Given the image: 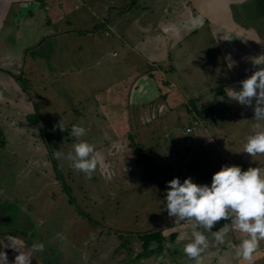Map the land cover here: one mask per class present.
I'll list each match as a JSON object with an SVG mask.
<instances>
[{
	"label": "crops",
	"instance_id": "crops-1",
	"mask_svg": "<svg viewBox=\"0 0 264 264\" xmlns=\"http://www.w3.org/2000/svg\"><path fill=\"white\" fill-rule=\"evenodd\" d=\"M251 4L252 0H0V124L7 127L5 134L14 137L25 133L37 137L38 134L42 153L48 154L43 141L48 139L49 133L46 126L39 123L42 113L38 112L41 105L49 106L47 93L63 90L76 94L78 99L71 108L68 104L64 109L57 105L58 111L61 110L63 116L70 109L68 122L70 120L71 127L76 124L86 128L87 135L81 139L95 145L102 158L92 177H102L107 184L134 180V174L142 173L137 166L140 154L135 151L136 144L139 136L149 130L148 138L167 146L161 153L152 151L153 156L169 157L171 163L173 158L177 159L174 166L177 170L174 167L168 169L164 180L186 178L184 175L194 172L197 166L190 168L181 161L192 162L189 157L196 155L198 144L204 141L205 135H193L185 142L182 132L193 134L192 130L186 132L188 127L175 130L165 119L168 116L171 121L179 115L185 116L183 107L188 105V112L206 111L191 104L195 101L200 104L198 92L191 94L184 89L194 80L204 76L212 78L215 74L216 79L203 78L206 87L201 88V92L212 96L215 95L212 85L218 86L217 72L221 69L226 75L232 71L235 79L219 86L237 90L238 82L255 71L248 58L264 54V41L257 28L246 25L241 19L244 13L247 17L251 15L248 13ZM76 30H82L86 37L87 53L81 63L85 81L91 85L82 97L83 94L79 95L77 91L79 87L74 89L68 84H60L66 73L47 66L43 55L33 53L45 40L55 36L60 39L61 34ZM114 53L118 55L114 56ZM216 53L222 56L219 68L215 67L214 58L204 62ZM86 57L91 58L92 65L84 62ZM229 58L234 62L231 69ZM48 81L51 87L45 85ZM29 93L35 96L30 99ZM219 97L222 95H217L215 100L209 98L211 102L219 101L217 105L227 100L225 97L221 102ZM215 116L203 124L204 134L211 140L214 137L210 133L217 127ZM31 122L41 127H31ZM69 131L62 133L68 141ZM158 135L161 137L157 138ZM72 139L73 145L77 141ZM186 144L190 149L183 153L181 149ZM214 144L215 153L226 149ZM24 147L19 143V150ZM233 147L230 145L226 150ZM46 167L54 169V165L47 164ZM261 171L264 173V168ZM192 175L199 184L198 178L203 177L200 170L199 174ZM209 182L204 184L209 185ZM219 223L213 231L222 227ZM192 227V223H187L183 229L191 231L189 228ZM206 235L210 247L203 254L202 264H219L220 257L224 264H247L236 260L226 245L216 246L210 233ZM241 238L240 233L230 232L227 240L238 243ZM16 241L15 234L0 239V251L7 253L8 264L14 262L11 254ZM180 255L182 264H195L183 251ZM253 264H264V241L254 253Z\"/></svg>",
	"mask_w": 264,
	"mask_h": 264
},
{
	"label": "rangeland",
	"instance_id": "rangeland-1",
	"mask_svg": "<svg viewBox=\"0 0 264 264\" xmlns=\"http://www.w3.org/2000/svg\"><path fill=\"white\" fill-rule=\"evenodd\" d=\"M249 12L251 15L248 17L246 13H244V16H241L242 21L246 25L257 28L261 34V40L264 41V0H252ZM86 43V37L83 35L82 30H76V32L69 31L61 34L60 39L55 36L45 40L43 44L33 50V53L43 55L44 60L46 59L48 63L47 66L51 65L58 72L66 73V77L63 78L60 84H68L71 87L73 86L74 89L79 87L77 91H79V95L83 94L81 97L84 96L87 89L91 86L88 80L85 81V77L83 76L84 65L81 63L84 55L87 53ZM262 43V50H264V42ZM214 56L209 55V58L205 59L204 62L208 63L214 58L216 59L215 67L219 68L222 56L219 53H216ZM84 62L92 65L91 58H84ZM89 65L86 66L88 67ZM99 69L103 72L102 67H99ZM214 72L216 73V70ZM217 73H219V78L216 80L218 81V86L224 81L235 79L232 71L226 75L224 69H221ZM206 77L210 80L216 79L214 74L212 78L210 76L198 78V82L194 80L188 87L183 84L185 85L184 89L187 88V91L191 94L194 91L198 92L199 103L202 105L198 104L197 101L191 104H194L198 108L206 109V111L200 109L198 113L193 111L188 112V108H186L188 105L183 107L186 110L184 112L186 113L185 116L180 117L179 115L171 121H169L167 116L165 121L168 122L171 128H175V130H183L186 127L192 129L193 134H187L185 131L182 132L184 134L183 141L185 142L190 141L193 135L196 137L202 133L205 135L204 137L202 136L204 141L198 144L196 155L193 154L191 155L192 157H189L192 162L189 163L185 160L181 162H186L190 168L197 166V168L193 169L194 172L192 171L190 172L191 174L184 175L186 178L191 177L194 180V175L192 174H199L200 170L203 177L198 178L199 184L210 181V186L212 176L222 166L235 165L240 166L242 170H247L249 167L264 168V155H257L254 160L246 153H238L242 151L246 138L253 134L254 126L257 123L260 124V129L257 130H264V121L253 120V108H246L237 102H228L227 99L224 102L221 101L222 103H219V106L217 105L219 101L211 102L209 97L215 100L214 98L217 95H222L225 98V93H223L224 88L219 86L218 89L216 84L212 85L216 96L214 94L209 96L208 93L201 92V88L206 87L203 83L205 81L203 78ZM19 85L25 89L23 83L19 82ZM45 85L52 86L49 81L45 82ZM81 86L82 88H80ZM218 92L220 94H217ZM28 95L30 99L35 96V94L30 93ZM54 95L55 99L53 101ZM46 96L49 98V106L47 107L46 104L41 105L38 112L42 113V115L40 114V121L38 119L32 120L37 123L39 121V123L46 126V131L49 134L48 139L44 143L48 149V154L45 152L43 155L42 142L38 134L37 137L35 135L28 136V133L19 137H14V135L10 134L6 135L5 131L7 127L2 123L0 124V239L6 237L8 234H13L15 230H25L28 228L35 235H39L43 241L46 239L52 241L56 236H61L59 237V242L57 241V246H61L62 243L67 244V246L60 247L61 255H55L56 250L53 260H61V263L64 264L67 259L68 264H78L81 257V255L79 256V247L82 249L85 247L86 249V245L84 243L83 246V242L91 234L96 235L97 239L96 242L91 243L89 249L92 251L101 240L99 247L100 255L102 256V260L107 262L104 256L106 255L105 251L107 252L111 248V242H105L104 245L103 237L113 235L112 243L118 244L120 239L115 238L116 236L114 235L118 233L123 237V241L121 242L123 248L121 251H125L128 248L129 242L127 241H130L131 249L134 250L133 253L135 251L140 253L142 250L144 254H147L146 256H140V258L136 257L132 260V263L128 261L129 257H127L122 264H182L180 254H182L183 243L187 241L182 242L181 246L176 243L177 239L170 240L169 235L174 232L180 233L187 226V223L191 224V222H184L183 224L180 222L178 225L173 224L175 218L169 217L168 220V213L163 210L168 182V180H164V175L168 173V169H172L177 165V159L173 158L171 163L169 157L156 158L152 154L154 150L161 153V150L167 149V146L165 147L163 142H157L148 138L150 131L146 130L147 134L139 136V141L135 148L136 153L139 152L140 154L137 166L142 170L141 174H134L135 179L128 180L131 181L129 183L123 181L118 184H107L102 177H98L99 180L94 178L95 175L89 179L83 173L74 171L70 167V162L66 159L61 158L55 161L54 156L55 151L60 150L65 155L72 151V142L74 140L71 136L70 141L66 140L65 137H68L62 134L65 131L61 132L56 128V125L63 120L67 128L71 127L70 120L68 122V116H70L69 108L78 99L77 95L61 90V92L54 94L47 93ZM67 104L69 105L68 112L65 111V115L61 116L62 111H58L57 105L60 106V109H64ZM221 106H225V108L221 109ZM210 108L212 110H209ZM178 110L182 111V108ZM214 116L217 127L216 130L210 133L214 137L211 140L209 136L204 134L203 124L210 122V119ZM33 124L34 128L41 127L40 124ZM156 126L159 127L160 125L157 124ZM212 127L214 128L213 125ZM160 137L161 135H158L157 138ZM214 142L226 149L230 145L234 147L228 151L224 149L222 153L218 152L220 153L219 155L215 153L216 147ZM19 143L25 146L23 150H19ZM151 147L153 149L150 151L149 148ZM189 149L190 145L186 144L181 151L184 153L189 151ZM224 153L225 155H223ZM47 164L50 166L54 164V171L47 169ZM57 164L59 167H56ZM174 170H177V167H174ZM58 171H62L61 177H64L65 180L64 187L62 188L60 186L63 184V181L60 177L61 173L58 174ZM186 178H180L181 182ZM58 181H61L59 186L57 185ZM73 200L79 206L69 204V202L73 203ZM79 207L83 208L86 212L90 211L92 213L91 217L94 220L89 223L86 222L88 225L78 219L82 215L79 213L82 211ZM97 224L100 230L96 228L95 225ZM91 226L94 227L91 228ZM189 229L192 230L191 228ZM91 230L93 232H90ZM155 232L162 233L165 242L161 241L159 246L156 242H153L150 245L153 250L151 251L150 249L148 252L145 245L143 247V244H146L148 236ZM130 235L134 236L130 237ZM51 247H53V244L49 245L50 250ZM112 251L109 250V253ZM126 252L131 256L132 253L130 251Z\"/></svg>",
	"mask_w": 264,
	"mask_h": 264
},
{
	"label": "clouds",
	"instance_id": "clouds-1",
	"mask_svg": "<svg viewBox=\"0 0 264 264\" xmlns=\"http://www.w3.org/2000/svg\"><path fill=\"white\" fill-rule=\"evenodd\" d=\"M255 69L246 79L239 81V89L226 87L224 89L228 102H237L246 108H253L256 121H264V54L248 58ZM228 67H234L229 58ZM221 101L224 97H219ZM61 132L69 131V135L77 142L72 151L66 155L54 152L57 159L64 158L70 162V167L87 178H91L102 158L95 145L82 140L87 135L84 127L74 124L67 128L61 120L56 125ZM260 124L254 126L253 134L246 138L242 151L254 160L257 155H264V130ZM164 211L174 223L191 222V231H181L176 243H183L182 251L195 264H202L203 254L210 247L206 233H210L216 246L226 245L234 253L238 261L253 264L254 253L264 241V173L256 167L242 170L240 166H222L212 176L210 186L197 184L188 177L181 182L179 177L167 182ZM226 221L222 227L213 231L220 221ZM230 232L240 233L242 238L238 243L227 240ZM13 247V246H12ZM43 243H33L29 252L21 247H13L18 255L13 264H32V254L44 251ZM22 249V251H21ZM0 264H8L7 253L0 251ZM219 264H224L223 257Z\"/></svg>",
	"mask_w": 264,
	"mask_h": 264
},
{
	"label": "flooded vegetation",
	"instance_id": "flooded-vegetation-1",
	"mask_svg": "<svg viewBox=\"0 0 264 264\" xmlns=\"http://www.w3.org/2000/svg\"><path fill=\"white\" fill-rule=\"evenodd\" d=\"M30 125L32 126V122L30 123ZM55 161H57L56 157H55ZM54 167H55V165H54ZM56 167H59V165L57 164ZM59 173H61L60 174V177H61L62 176V171H58V174ZM73 175H75V174H73ZM61 178H62L61 180L63 181V184L60 187L62 188V187H64L65 180H64V177H61ZM97 179H98V177H97ZM58 180H59V178H58ZM55 183H57V182H55ZM59 183L61 184V181L60 182L58 181V184H57L58 186H59ZM69 204H76L77 206H79L74 200H73V203L69 202ZM79 209H82V211L79 212V213L82 214L80 217H78L79 220L83 221L84 223H86V222L89 223L90 221L94 220L91 217L92 213L90 211L86 212L81 207H79ZM83 218H85V219H83ZM167 219L169 220V216L168 215H167ZM95 226H96V228L98 230H100L98 224L95 225ZM93 227L94 226H91V228H93ZM182 231H184V229H182ZM90 232H93V230H91ZM14 233H15V238L17 239V241L15 242V247H21L25 252H29V250L31 249V246H32L33 243H43L44 244L45 247H44V251L43 252H37V253L32 254V264H62L61 260H59V261L53 260L54 252L57 250L55 255H61L60 247L61 246H67V244H63V243H62L61 246H59V247L57 246V244H58V242L60 240L59 237H61V236H56L54 238V240H52V241L51 240H47V239L45 241H43V239L39 235H35L32 230H28V229L15 230ZM14 233L12 234L13 236H14ZM178 234H179V232H178ZM178 234L174 232L171 235H169L170 236V240L173 241V240L177 239ZM114 235L116 236L115 238L120 239L118 244H115V243L113 244L112 243L113 235H107V236L103 237L104 245H105V242L106 243L108 241L111 242V248L108 249L107 252L105 251L106 255L104 257L107 259V262L103 261L102 260V256L100 255L99 247L101 245V240H100V243L92 251L89 249V246L91 245V243L96 242V239H97L96 235L91 234L88 237V239L85 242H83V246H84V243H85L86 249H85V247H83L84 249L79 247V256L81 255V257H80V260H79L78 264H122L126 260L127 257H129L128 261H130L132 263V260L135 259L136 257L140 258V256L142 257V256H146L147 255V254H144L142 250H141L140 253H137L136 251H135V253H133L134 250L131 249L130 241H127V242H129V244L127 245L128 248L125 251L124 250L121 251V249L123 248L121 246L122 245L121 242L123 241V237H121V235H119L118 233L114 234ZM133 236L134 235H130V237H133ZM145 236H147V235H145ZM160 236H161V238H160L161 241L165 242L164 241V237L162 236V233H160ZM157 241L158 240H154V239L150 240L149 244L146 243L147 244L146 245L144 243L143 247L145 245L147 251L149 252V250L151 249L150 245L153 242H156L158 244V246H159V243H161V242L158 241L159 242L158 243ZM50 244H53V247H51V250L49 248ZM180 245L182 246L181 243H180ZM22 249H21V251H22ZM109 250H113V251L109 253ZM152 250L153 249H151V251ZM71 251H72V249H71ZM126 251H130L132 253L131 256H129ZM18 254H19V252H17L15 249H14V251H12L11 255H12V260L13 261H14L15 256L18 255ZM85 257H86V260H85ZM65 258H66V256H65ZM180 258H181V255H180ZM145 260H148V259H145ZM64 264H68L67 263V259L65 260Z\"/></svg>",
	"mask_w": 264,
	"mask_h": 264
},
{
	"label": "trees",
	"instance_id": "trees-1",
	"mask_svg": "<svg viewBox=\"0 0 264 264\" xmlns=\"http://www.w3.org/2000/svg\"><path fill=\"white\" fill-rule=\"evenodd\" d=\"M225 97H227L226 94H225ZM209 110H211V109H209ZM199 111H200V110H199ZM199 111H197V112H199ZM224 223H225V221L222 220V221H220L219 225H220V226H223ZM160 238H161L160 233H157V232H156V233H153L151 236H148V239H146V240H147V244H149V241H150V240H153V239H154V240H158L159 242H161V239H160ZM158 241H157V242H158ZM159 242H158V243H159ZM147 244H146V245H147ZM159 244H161V243H159Z\"/></svg>",
	"mask_w": 264,
	"mask_h": 264
},
{
	"label": "built area",
	"instance_id": "built-area-1",
	"mask_svg": "<svg viewBox=\"0 0 264 264\" xmlns=\"http://www.w3.org/2000/svg\"><path fill=\"white\" fill-rule=\"evenodd\" d=\"M117 55H118V53H114V56H117ZM191 130H192L191 128H187L186 132H191Z\"/></svg>",
	"mask_w": 264,
	"mask_h": 264
}]
</instances>
